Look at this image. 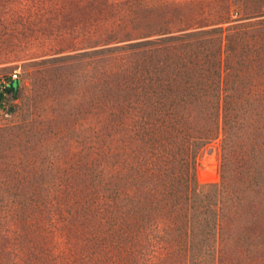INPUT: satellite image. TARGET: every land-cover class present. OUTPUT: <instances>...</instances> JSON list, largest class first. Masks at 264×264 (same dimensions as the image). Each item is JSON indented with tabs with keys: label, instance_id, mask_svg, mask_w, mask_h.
Listing matches in <instances>:
<instances>
[{
	"label": "rangeland",
	"instance_id": "374dc122",
	"mask_svg": "<svg viewBox=\"0 0 264 264\" xmlns=\"http://www.w3.org/2000/svg\"><path fill=\"white\" fill-rule=\"evenodd\" d=\"M171 1L186 3L184 31L202 32L204 81L216 58L220 103L226 90L233 103L235 135L225 154L221 106L217 137L187 160L181 132L205 129L208 99L204 108H179L174 124L166 107L153 108L143 93L145 65L178 52L172 37L183 31L71 49L56 5L0 0V75L20 70L17 101L0 113V264H264V250L240 255L237 243L231 247L240 231L263 244L264 220L252 223L232 209L217 235L216 227L202 226L216 220L214 212L201 213L197 223L207 232L191 238L210 250L218 244L224 254L188 259L181 250L186 181L237 177L250 149L263 160L264 181V0ZM214 4L224 5L226 19L205 24L219 17ZM197 20L204 24L194 27ZM108 29H98L101 37ZM215 37L221 49L213 57ZM150 74L162 94L168 70L160 64Z\"/></svg>",
	"mask_w": 264,
	"mask_h": 264
},
{
	"label": "trees",
	"instance_id": "16d2710c",
	"mask_svg": "<svg viewBox=\"0 0 264 264\" xmlns=\"http://www.w3.org/2000/svg\"><path fill=\"white\" fill-rule=\"evenodd\" d=\"M47 3L56 5L58 8V20L61 23L59 29L62 37L69 39L67 48L75 49L86 45H94L102 41H119L133 38H144L153 35H163L175 31L180 32L179 35L173 36L172 39L178 40L179 49L174 55L168 56L159 63L147 62L145 65L146 83L142 85L143 93L151 99L150 104L167 110L174 124L179 122L177 118L178 109L187 105L197 108H204L203 98H207L206 109L209 110V119L204 124L206 125L200 133L191 131L181 132L183 136V149L186 153L187 160L194 158L196 152L201 146L211 142L219 133V109L220 106L224 109L223 119V138L221 140V151L225 154L230 149V143L233 141L235 133L232 131L231 109L233 103L229 101L230 97L226 90L223 104L220 103L221 85L219 80V70L216 67V58L213 60V68L209 71V76L201 75L202 66L199 63V52L202 39L199 36L202 32L195 31L187 33L186 29L190 27L187 23L186 3L175 2L171 0H46ZM115 10V12H114ZM214 16L211 21H205V24L217 23L226 19L224 15V5L214 4L211 8ZM55 18V15H53ZM9 17H6V19ZM8 20V19H7ZM106 23L109 27L108 35L101 37L98 29H103ZM194 27L201 26L199 20L192 23ZM84 31L86 33H84ZM195 35L194 42L187 41L188 35ZM161 37V36H160ZM83 40L84 43H83ZM214 55H219L221 49V38H214ZM86 42V43H85ZM190 42V43H189ZM194 43V44H193ZM194 46L197 49L190 54L184 53V49L188 46ZM164 66L169 75L166 77L167 87L163 93L159 92L157 84L150 77L152 71L158 65ZM155 66V67H154ZM208 78V80H207ZM207 80V82H206ZM18 90H13L9 95V100L12 101L18 97ZM145 103V102H143ZM14 106V105H12ZM151 151H153V137H147ZM247 153L248 167L238 172L237 177L225 175L222 172V180L220 183H205L198 184L196 182L186 181L183 184L182 199L185 203L186 213L183 229V236L187 237V241L181 246L183 254L188 259H203L208 254L219 255L224 254L223 250H219L217 245L213 250L208 249V245H197L191 238L197 234H203L207 231L214 230L216 227V235L221 228L219 220L225 211L232 209L233 213L249 214L252 218V223H257L258 220H264V181L262 179L261 166L263 160H260L257 155L250 149ZM154 159L158 158V154L153 151ZM261 156V155H260ZM260 160V161H259ZM213 211L216 215V220L209 225L205 222L197 223L198 216L201 213ZM254 221V222H253ZM234 237V243L231 247L242 249L238 252L240 255H256L264 250V243L259 240V237H248L242 231L237 232ZM256 239L259 243H254L252 239ZM260 245L261 250L254 249L255 245ZM220 251V253H219Z\"/></svg>",
	"mask_w": 264,
	"mask_h": 264
},
{
	"label": "built area",
	"instance_id": "2783aa9c",
	"mask_svg": "<svg viewBox=\"0 0 264 264\" xmlns=\"http://www.w3.org/2000/svg\"><path fill=\"white\" fill-rule=\"evenodd\" d=\"M20 70L14 68L6 75H0V113L8 114L17 97L10 101L9 95L13 90L19 89Z\"/></svg>",
	"mask_w": 264,
	"mask_h": 264
}]
</instances>
